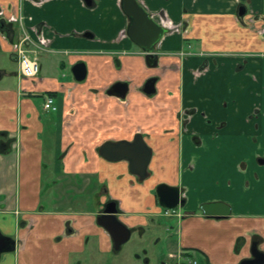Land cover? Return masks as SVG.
<instances>
[{"label":"crops","instance_id":"0c3cea01","mask_svg":"<svg viewBox=\"0 0 264 264\" xmlns=\"http://www.w3.org/2000/svg\"><path fill=\"white\" fill-rule=\"evenodd\" d=\"M92 1L94 7L90 8L84 0H41L36 4L0 0L6 15L18 14L21 4L24 16L31 17L26 25H43L51 43V52L39 57L36 84L23 83L31 94L18 96L17 90H0V132H6L7 140L17 139L12 147H0V232L15 241L14 252L2 254L0 264H83L88 253H113L110 235L96 222L108 201L117 203L118 220L131 234L144 237L150 227L163 228L159 221L162 209L153 190L158 182L179 184L184 136L201 140L204 134L215 133L220 122L225 123L226 136L240 135L243 130L251 133L253 121L247 122L246 116L254 109L264 111L262 105L252 107L246 97L240 100L248 89L254 96L264 81L262 69L257 67L254 76L248 67L249 61L264 57L262 0H167L164 4L137 0L168 30L155 51L157 66L152 67L146 66L141 51L125 35L127 19L120 0ZM241 7L245 11L239 16ZM7 27L0 30V45L11 55L19 31L13 24ZM188 51L192 55L187 56ZM243 59L239 74H249L239 85L233 80L225 88L213 80V76L220 77V71L223 77H236L233 67H228V74L219 67L213 73L211 66L200 72L205 63ZM77 62L86 66L82 82L59 76L60 70L71 69ZM151 76L157 78L155 93L147 96L142 87ZM117 82L128 83L124 99L108 92ZM207 93H211L208 100ZM33 94L52 95L58 106L59 153L54 161L60 166L51 183L41 173L44 124L35 98L42 96ZM224 101L228 105L222 110ZM196 104L200 110L207 109V118L195 116L187 130L181 131V109ZM206 119L211 120L209 125ZM256 122L259 129L255 133L264 135V119L259 117ZM138 133L152 151L150 173L144 181L128 172L125 161L110 162L100 156L104 143L131 141ZM0 138L6 141L3 135ZM68 175L77 178L80 195L94 185L93 208L74 207L75 200L68 195L74 192L68 186L73 180ZM235 189L233 186L228 197L208 194L205 198L201 192L203 198L199 199L222 201L230 207V215L222 219L205 217L200 212L201 200L197 208L186 199L182 219L176 222L177 240L168 254L172 264L185 260V255L194 260V254L204 264H239L250 258L254 241L264 253V228L259 227L264 225V214L234 212L226 199H231ZM49 190L57 193L46 199ZM173 229L165 227L166 232ZM159 240L155 238L154 244Z\"/></svg>","mask_w":264,"mask_h":264},{"label":"rangeland","instance_id":"374dc122","mask_svg":"<svg viewBox=\"0 0 264 264\" xmlns=\"http://www.w3.org/2000/svg\"><path fill=\"white\" fill-rule=\"evenodd\" d=\"M161 1L164 4L167 0ZM261 2L262 5L259 10L264 13V0ZM254 6L259 8V6L256 5V1ZM244 62L245 59L232 62L225 60L218 61L217 65L216 63L210 62V66L213 73L216 72L219 67L222 70L224 68V71L227 74L230 72L228 71V67H233L232 74H234V69L237 68L236 64L240 63V65L244 66ZM248 67L254 70V76H257L255 73V69H257V67L262 69L264 79V57L261 58L258 56L253 62L249 61ZM247 70L249 69L247 68ZM15 71V62L11 60L8 52L1 49L0 74L3 72L7 74H4L0 79V90H16L18 82L17 77L14 76ZM59 73L61 78L67 76L68 79H72L70 69L60 70ZM248 74V71H241V74L238 73L236 77H223V73L220 71V77L217 76V78L216 76H213V80H219L221 87L225 85L224 87L226 88V86L233 80L237 81V85H239V80L243 81ZM255 84L256 83H254L253 87L256 86ZM258 90L259 92L254 93V96H251L248 94V89L247 93H243V95H245L240 97V100H244V97H246L247 102H251L252 107L259 108V105H262L264 108V81L261 82ZM259 93L261 94V98L257 97V94ZM210 96L211 93L206 94L207 100L210 99ZM225 101L228 100L225 99ZM35 102L39 108L42 123L44 124L41 146V173L43 179H45L47 183H51L55 180L53 177L60 166L59 163L54 161L55 156L59 153L57 151L58 148L56 147V144H58L56 138L59 136V132L57 131L58 113H56L58 106L55 100L54 105L56 107V111L46 112L42 110V97L35 98ZM207 104L209 105L210 103ZM196 106L198 107L197 104ZM221 106L224 108V103H222ZM259 114L261 115V118L264 119V111L261 110ZM198 116L201 118V113ZM254 126L255 122L252 123V130L255 129ZM243 132L245 133V130H243ZM201 142L202 144L200 146L196 145L191 135L184 136L183 138L184 157L182 159L183 167L180 169L179 180L187 188L186 194L187 197H189V200H191V204H195L198 208L199 200L202 202L200 207L205 203H209L203 201L205 199H199V197L209 198L208 194L224 195L228 197L232 187L235 186L236 189L231 199H226L232 202L233 211L243 214L246 213L251 216L263 215L264 166L259 165V160L256 156L264 154V135H256L254 133L243 135V133H241L235 137L223 138L221 134L216 135L215 133H208L201 137ZM241 162L248 165H246L245 170L238 169V165ZM194 164H196V169L192 171L189 166H194ZM68 176L73 180V182H70L68 186H71V188L73 187L74 192L69 193L68 195L75 200V203H73L74 207L79 209L82 205H87L88 209L93 208L95 204V199H93L95 197L94 185L87 188L83 195H80V193L76 191V189H78L76 186L78 183L76 182L77 178L73 179L74 175ZM256 177L260 179V182L255 181ZM56 180L60 179L57 178ZM247 181L250 182V185L246 189L245 186ZM229 182H231V185ZM54 192L56 191H47L44 195L45 198L49 199ZM201 192L203 193V197ZM86 196H88L87 199L85 198ZM185 208L186 204L184 207H179L178 210L182 212L185 211ZM160 212L162 213V210H160ZM159 219V221L163 224V228L150 227L147 229L144 237H139V234L134 232L131 234L129 240L124 243L118 251L114 250L111 254L100 256L88 253L85 258L82 259L83 264H162L164 262L166 264H172L174 260L170 258L168 259V254L173 252V245H175L177 240V220L173 218L169 219L164 216H160ZM168 225H171L174 228L173 231H165V227ZM254 225L256 226V224ZM261 226L264 228L263 224L259 225V227ZM155 238H160V242L154 244ZM195 256H197V254H195ZM194 260H196L197 264H204V260L196 258Z\"/></svg>","mask_w":264,"mask_h":264},{"label":"water","instance_id":"95a60500","mask_svg":"<svg viewBox=\"0 0 264 264\" xmlns=\"http://www.w3.org/2000/svg\"><path fill=\"white\" fill-rule=\"evenodd\" d=\"M90 8L94 3L92 0H84ZM120 9L127 19L125 35L136 45L151 66L157 65L156 48L163 35L168 30L152 19V15L146 12L137 0H120ZM245 8H239L238 15L244 14ZM5 25L0 22V30H4ZM71 74L75 82H82L86 77V66L83 62L72 65ZM156 78L148 79L143 87V93L152 95L155 93ZM128 90L125 82L115 83L108 91L119 99H124ZM100 156L107 161L117 162L124 160L128 163L129 173L136 175L143 180L147 176V168L151 158V150L144 142L140 134L134 136L133 141H120L117 143L106 142L100 147ZM157 202L162 209H175L184 206L183 199H179L177 187L159 184L156 189ZM115 201H108L103 207L102 213L97 216L96 221L99 226L104 228L113 241L115 251L126 243L131 235V231L122 224L117 217L118 209ZM200 211L207 218L222 219L230 215V207L222 202L205 203L200 207ZM15 250V241L3 236L0 232V257L2 254L11 253ZM165 264V263H162ZM239 264H264V253L258 249V243L252 242L250 246V258L243 259Z\"/></svg>","mask_w":264,"mask_h":264},{"label":"flooded vegetation","instance_id":"af4514ba","mask_svg":"<svg viewBox=\"0 0 264 264\" xmlns=\"http://www.w3.org/2000/svg\"><path fill=\"white\" fill-rule=\"evenodd\" d=\"M22 1V0H21ZM93 7H94V5H93ZM0 8H2L1 7V5H0ZM3 9V8H2ZM4 10V9H3ZM19 10H21L22 11V13H23V10H22V8H21V4L18 6V11ZM16 28H17V30H18V27H17V25H15V24H13ZM5 30H7L8 29V27H5L4 28ZM18 37H19V34H18ZM18 37L15 39V40H17L18 39ZM15 40L14 41H12V43H14L15 42ZM131 42V41H130ZM131 44H133L132 42H131ZM51 45V44H50ZM134 45V44H133ZM136 46V45H135ZM51 47V46H50ZM2 48H1V45H0V50H1ZM43 54V53H42ZM142 54V53H141ZM10 55V54H9ZM41 55V54H40ZM40 55L38 56V60H39V57H40ZM143 55V54H142ZM186 55L187 56H189V55H192L191 54V52L190 51H188V52H186ZM10 58H11V60H13L14 62H15V64H16V71L14 72V76H16L17 77V82H18V84H17V87H16V90H17V94H18V96H23V95H28V94H31L30 92H28L27 91V89L24 87V82L25 81H28L29 83H30V85H35L36 84V79L38 78V74H39V69L37 70V72H36V74L34 75V77L33 78H27L26 76H24L22 73H21V70H20V68H19V58H18V56H17V54L12 50L11 51V55H10ZM143 58H144V56H143ZM144 61H145V63H146V66L147 67H152L151 65L153 64V61H149V64L146 62V59H144ZM215 63V62H214ZM244 65H245V63H244ZM157 66V65H156ZM208 66H210V64H206L205 63V65L203 64V66L201 67V69H200V72H202V71H205L207 68H208ZM241 67H244V66H242V65H237V68L236 69H234V70H237V72L239 73V68H241ZM6 75L7 73H1L0 74V79L3 77V75ZM152 77H154V76H151V77H148L147 79H146V81L148 80V79H150V78H152ZM156 78V77H155ZM157 79V78H156ZM254 79H255V77H254ZM145 81V82H146ZM125 83H127V82H125ZM145 84V83H144ZM127 85H128V83H127ZM143 87H144V85H143ZM143 87H142V92H143ZM145 94V93H144ZM33 95H35V96H37V95H39V96H42V97H45V96H47V97H51V98H53V96L52 95H49V94H45V95H43V94H33ZM146 95V94H145ZM153 95V94H152ZM147 96H150V95H147ZM54 99V98H53ZM44 102V101H43ZM224 103V108L221 106V108H222V110H224V109H226L227 108V103L224 101L223 102ZM42 109H43V104H42ZM44 110V109H43ZM45 111V110H44ZM46 112H48V111H46ZM50 112H52V111H50ZM259 112H261V110H259V109H254L253 111H252V113H249L247 116H246V120H247V122H250V121H253V122H255V129L254 130H252V124H251V126H250V128H251V133H246V134H256V135H259V134H257V133H255V132H257L258 131V129H259V124H258V122H256V121H254V120H258L259 119V117H261V115L259 114ZM201 113V115H202V117H206L207 118V114H208V111H207V109H199L197 106H194V107H190V108H184V109H181V111H180V113H179V120H180V122H179V126H180V129H181V131H183V130H187V128H188V125L190 124V121H191V119L193 118V117H195V116H198L199 114ZM199 117V116H198ZM201 117V118H202ZM211 120H209V119H206V121H205V124L206 125H209L211 122H210ZM252 122V123H253ZM216 128V131H215V134L216 135H222L223 136V138H227V137H229V135H224V132H223V130H224V128H225V123L224 122H220V123H218V125H217V127H215ZM183 133V132H182ZM138 134H140V133H138ZM0 135H3L4 137H5V140L7 141H5L4 143H3V141L1 140V138H0V147H12V145L14 144V143H16V141H17V139H16V137H11V138H9L8 140H7V138H6V132H0ZM136 135V134H135ZM134 135V136H135ZM141 135V134H140ZM243 135H245V133L243 132ZM142 136V135H141ZM181 136H182V134H181ZM236 136H238V135H236ZM231 137H235V134L234 135H232ZM143 138V137H142ZM192 138H193V140L195 141V143H196V145H201L202 144V142H201V140H200V138L198 137V136H194V135H192ZM230 138V137H229ZM133 139H134V137H133ZM133 139L131 140V141H133ZM144 140V139H143ZM131 141H128V142H131ZM183 140H181V142H182ZM145 142V141H144ZM146 143V142H145ZM148 146V145H147ZM149 147V146H148ZM150 148V147H149ZM150 150H151V148H150ZM183 154L180 156V160H179V162H180V166H182V159H183ZM257 157V159L259 160V165H263L264 166V154L263 155H261V156H256ZM151 158H152V151H151ZM151 158H150V161H151ZM120 161H124V160H120ZM126 162V161H125ZM127 163V162H126ZM127 165H128V163H127ZM149 165H150V162H149ZM149 165H148V167H149ZM246 165L247 164H245V163H243V162H241V163H239V165H238V169H240V170H245V168H246ZM248 166V165H247ZM196 167V164H194V166L193 165H191V166H189V168L193 171L194 170V168ZM181 169V168H180ZM128 172H129V170H128ZM148 173H150V172H148V168H147V176H148ZM131 174V173H130ZM180 174V173H179ZM133 175V174H132ZM134 176H136V175H134ZM147 176H146V178H147ZM137 177V176H136ZM138 179H139V177H137ZM145 178V179H146ZM145 179H143V180H141V179H139L140 181H144ZM256 182H260V179L258 178V177H256V180H255ZM166 184V185H168V186H172V187H177L178 188V190H179V199H183L184 200V202H185V204H186V199H189V197H187V194H186V191H187V188L182 184V182L179 180V184H177V185H173V184H169V183H167V182H158L156 185H155V187H154V190H153V193H154V196H155V198L156 199H158V197H157V195H156V191H155V189H156V187L159 185V184ZM229 184L231 185V182H229ZM183 185V186H182ZM250 185V182L249 181H247L246 182V186H245V188L247 189L248 188V186ZM108 203V202H107ZM209 203H211V202H209ZM105 206V204L103 205V207ZM185 206V205H184ZM184 206H182V207H184ZM179 207H181V206H178L176 209H172V210H167V211H162V213H161V216H164V217H167V218H169V219H171V218H173V219H176V220H181L182 219V215H181V213H180V210H178V208ZM116 208L118 209V207L116 206ZM201 212V211H200ZM202 213V212H201ZM97 222V221H96ZM193 252H196V251H192V253ZM194 256H195V254H194ZM185 260L187 261L188 259H189V257L188 256H186L185 255ZM195 258H196V256H195ZM184 259H179L178 261H177V263L176 264H185V261ZM191 261H194V260H188L186 263L188 264V263H190ZM196 261V260H195ZM165 263V262H164ZM173 263V262H172ZM197 263V262H196ZM166 264V263H165Z\"/></svg>","mask_w":264,"mask_h":264},{"label":"built area","instance_id":"2783aa9c","mask_svg":"<svg viewBox=\"0 0 264 264\" xmlns=\"http://www.w3.org/2000/svg\"><path fill=\"white\" fill-rule=\"evenodd\" d=\"M41 0L33 1L39 3ZM26 19L31 17L24 16L21 10L18 14L6 15L0 8V20L8 24H15L19 30V37L12 43L11 48L19 58V68L21 73L27 78H33L38 70V56L42 53L50 52V39L45 35L44 26L41 24L26 25ZM264 32V29L262 30ZM43 109L46 111H55L54 100L46 97ZM195 263V262H194Z\"/></svg>","mask_w":264,"mask_h":264}]
</instances>
